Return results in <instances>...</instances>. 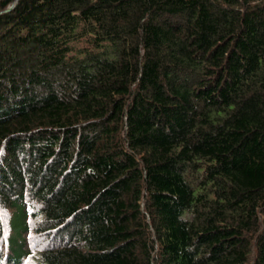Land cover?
<instances>
[{
	"label": "trees",
	"instance_id": "trees-1",
	"mask_svg": "<svg viewBox=\"0 0 264 264\" xmlns=\"http://www.w3.org/2000/svg\"><path fill=\"white\" fill-rule=\"evenodd\" d=\"M0 264H264V0H0Z\"/></svg>",
	"mask_w": 264,
	"mask_h": 264
},
{
	"label": "rangeland",
	"instance_id": "rangeland-1",
	"mask_svg": "<svg viewBox=\"0 0 264 264\" xmlns=\"http://www.w3.org/2000/svg\"><path fill=\"white\" fill-rule=\"evenodd\" d=\"M39 243H41V242H39Z\"/></svg>",
	"mask_w": 264,
	"mask_h": 264
}]
</instances>
